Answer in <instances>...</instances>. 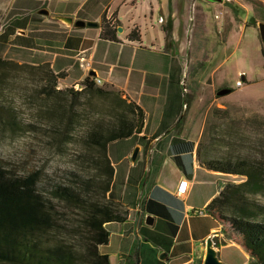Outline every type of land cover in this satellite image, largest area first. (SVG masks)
I'll list each match as a JSON object with an SVG mask.
<instances>
[{
  "label": "crops",
  "instance_id": "crops-1",
  "mask_svg": "<svg viewBox=\"0 0 264 264\" xmlns=\"http://www.w3.org/2000/svg\"><path fill=\"white\" fill-rule=\"evenodd\" d=\"M194 1L11 0L6 13L18 19V30L9 36L16 46L9 59L3 58L7 54H1L0 59L29 66L49 65L58 75V90L79 86L93 72L91 77L101 81L100 87L120 92L126 103L143 111L141 132L108 146L107 156L114 168L108 196L127 213L124 222L105 224L109 239L99 252L102 247L100 253L108 257L109 264L110 257L124 264L134 249L139 264H202L205 241L222 235V222L211 209L223 174L210 168L202 157L204 123L194 111L189 113L186 104L188 70L195 62L202 65L194 55L201 18L207 32L201 38L205 46L209 44L206 16ZM42 9L48 12L46 16L39 14ZM103 15L119 22L115 33L119 42L100 38ZM57 17L94 22L97 28L77 30ZM167 28L171 34L168 40ZM134 29L139 32L138 41L128 40ZM204 60H208L207 55ZM185 116L184 131L177 133L176 125ZM135 148L139 153L131 162ZM147 148V154L151 153L143 154V166L133 167ZM146 163L151 185L144 189ZM181 181L187 182V189L178 197L176 189ZM202 209L206 215L197 216L195 212ZM148 217L151 225L145 224ZM112 244L114 251L105 252ZM214 248L218 256L223 250L235 249L240 255L237 264H243L245 255L237 245Z\"/></svg>",
  "mask_w": 264,
  "mask_h": 264
},
{
  "label": "rangeland",
  "instance_id": "rangeland-1",
  "mask_svg": "<svg viewBox=\"0 0 264 264\" xmlns=\"http://www.w3.org/2000/svg\"><path fill=\"white\" fill-rule=\"evenodd\" d=\"M10 2L0 0V33L3 31L0 56L7 54L3 58L8 59L16 46V41L9 36L18 30V19L6 15ZM194 3L206 16L209 44L205 46L201 38L207 33L201 18L197 29L199 44L194 55L202 65L195 62L188 70L186 87L190 91L186 104H189V113L194 111L204 123L202 157L210 168L223 174L211 209L222 222L219 232L222 235L214 238L213 243L216 247L237 245L245 255L243 264H264V48L257 31V23L264 22V0H223L220 4L195 0ZM215 16L219 18L214 19ZM206 55L208 60L202 61ZM6 62L12 61L0 59V65ZM212 70L215 72L210 74ZM24 82V79L12 82L3 90L6 102L17 108L24 124H39L35 118L36 106L24 100L22 87L27 86ZM237 82L242 85L238 86ZM72 88L80 92L79 86ZM99 88L103 89L99 96H84L77 102L75 109L80 118L72 141L62 153L49 147L48 138L40 132L3 131L0 132V165L18 173L39 169L43 178L61 180L65 171L75 166L74 159L81 150L77 140L86 127L91 122L108 119L107 110L112 107H127L126 101L109 86ZM223 88L230 92L216 99V92ZM223 110L226 113H221ZM186 117L177 133L184 131ZM147 151L148 148L141 152L133 167L143 166V154L151 153ZM147 169L146 163L145 174ZM150 185L147 174L143 187ZM113 247L114 244L105 252H113ZM238 256L235 249H229L221 251L218 259L225 264H237ZM110 258V264H118L115 258ZM158 263L166 264L165 261Z\"/></svg>",
  "mask_w": 264,
  "mask_h": 264
},
{
  "label": "trees",
  "instance_id": "trees-1",
  "mask_svg": "<svg viewBox=\"0 0 264 264\" xmlns=\"http://www.w3.org/2000/svg\"><path fill=\"white\" fill-rule=\"evenodd\" d=\"M119 26L103 15L100 38L119 42L115 35ZM165 33L168 40L169 28ZM128 40L138 41L139 32L134 29ZM21 79L27 84L22 87L24 100L36 106L39 124H24L17 108L6 102L3 90ZM57 83L58 75L49 65H0V132H40L49 147L62 153L80 118L77 102L84 96H99L103 89L91 76L79 84L80 92L72 87L58 90ZM126 104L125 109H108V119L86 127L77 140L81 150L75 166L61 180L43 178L39 169L18 173L0 165V264H109L99 252L109 239L105 224L124 222L127 213L108 196L114 170L108 146L139 134L145 120L138 106ZM138 256L134 249L124 264H139Z\"/></svg>",
  "mask_w": 264,
  "mask_h": 264
},
{
  "label": "water",
  "instance_id": "water-1",
  "mask_svg": "<svg viewBox=\"0 0 264 264\" xmlns=\"http://www.w3.org/2000/svg\"><path fill=\"white\" fill-rule=\"evenodd\" d=\"M206 2H214L215 4H220L223 2V0H205ZM40 15L46 16L48 14L47 11L45 10H40L39 11ZM57 20L60 21V23L69 26L72 25L73 28L80 30V29H85V28H97V24H95L94 22H83L80 20H74L72 21L71 18H60L57 17ZM257 31L259 34V41L261 43V46L264 48V22H258L257 23ZM118 32H122V29L119 28ZM93 72L89 73V76H92ZM94 76V75H93ZM230 92V90L228 89H220L219 91L216 92L215 96L217 98L224 96L226 94H228ZM139 153V149L135 148L133 151V154H131L130 156V160L131 162H135L137 154ZM152 223V218L148 217L147 221L145 222L146 225H151ZM218 253L214 248V243H213V238H208L205 241V258H203V262L202 264H225L223 262H221L219 259Z\"/></svg>",
  "mask_w": 264,
  "mask_h": 264
},
{
  "label": "built area",
  "instance_id": "built-area-1",
  "mask_svg": "<svg viewBox=\"0 0 264 264\" xmlns=\"http://www.w3.org/2000/svg\"><path fill=\"white\" fill-rule=\"evenodd\" d=\"M226 1H228V0H226ZM218 18H219L218 16H215L214 19H218ZM158 22L161 23L162 22V18L159 17L158 18ZM93 81L95 83L94 85H96L98 87L100 86L101 81H99L97 79H94ZM237 85L238 86H241L242 84L240 82H237ZM186 189H187V182L186 181H181L179 183L178 189H176V195L178 197L182 196L185 193ZM195 214L197 216H204V215H206V211L204 209L198 210V211L195 212Z\"/></svg>",
  "mask_w": 264,
  "mask_h": 264
}]
</instances>
